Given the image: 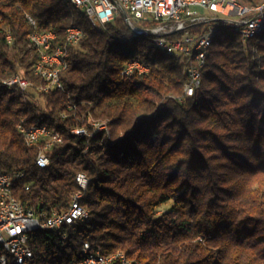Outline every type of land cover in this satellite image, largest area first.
Masks as SVG:
<instances>
[{"label": "trees", "instance_id": "16d2710c", "mask_svg": "<svg viewBox=\"0 0 264 264\" xmlns=\"http://www.w3.org/2000/svg\"><path fill=\"white\" fill-rule=\"evenodd\" d=\"M71 26L82 37L68 49L62 89L40 91L29 36L52 31V48L62 46ZM221 35L199 88L180 102L185 59L159 52L122 17L96 27L63 0H0V172H23L13 195L38 216L66 209L76 175L88 178L80 199L88 220L30 233L29 264H69L83 242L129 264H264V29L245 42ZM133 60L148 73L125 76ZM16 74L26 90L1 84ZM20 118L61 135L47 167L17 133ZM92 122L107 132L71 134L92 132Z\"/></svg>", "mask_w": 264, "mask_h": 264}, {"label": "built area", "instance_id": "2783aa9c", "mask_svg": "<svg viewBox=\"0 0 264 264\" xmlns=\"http://www.w3.org/2000/svg\"><path fill=\"white\" fill-rule=\"evenodd\" d=\"M82 11L94 19V26L101 27L112 22L116 17H122L125 24L133 32H149L158 41L161 47H171L177 54L185 59L187 73V93L181 95L179 101L192 97L195 93L194 79L197 71L203 67L202 44L204 39L213 33L216 28L231 26L241 28L247 33L257 23L264 22V12H253L237 9L231 0H75ZM198 8L208 12V15L200 14L194 9ZM33 24V21L29 19ZM203 24L201 30H191L193 25ZM52 31H36L30 34L29 39L39 52V61L33 65L35 76L43 80L40 91L49 89H62L59 74H52V67L58 64L56 54H44L48 36ZM82 37L80 28L71 29V45L75 46ZM9 35L6 40L9 42ZM192 49H200V57L189 60ZM66 66H64V69ZM149 68L135 60L126 63L123 74L130 76L148 73ZM2 83H11L17 89L24 91L29 82L16 74L12 78L2 80ZM92 132H84L76 136H91L95 132H103V128H94ZM16 131L29 148H37L35 165L45 168L49 165V155L52 147L60 144L62 140L58 132H50V129H38L34 125H28L24 118H20L16 124ZM10 176H20L23 172H0V242H6L11 258H3L0 255V264H26L33 259L28 237L30 227H40L43 230H65L75 222H81L88 215L86 208L80 204V199L87 188L88 178L82 173L83 189L76 191L74 209L52 210L49 215H36L33 210L24 206L13 195L9 184ZM25 190L28 186L25 185ZM6 206H15V214H7ZM65 230L61 234H67ZM64 243H61L63 246ZM79 251L88 252V259L74 260L69 264H108L118 262L119 256H101L99 247H93L88 242H83Z\"/></svg>", "mask_w": 264, "mask_h": 264}, {"label": "bare ground", "instance_id": "6f19581e", "mask_svg": "<svg viewBox=\"0 0 264 264\" xmlns=\"http://www.w3.org/2000/svg\"><path fill=\"white\" fill-rule=\"evenodd\" d=\"M63 1H64V3H67V4L73 6L77 9H80L82 11V8L78 4V2H76L75 0H63ZM231 3H232V5L236 6L237 9H240V10H248V11H253V12H264V3H262L258 6H254V7L242 5V4L238 3L237 0H231ZM85 15L88 17L89 21L94 25V19L89 18V15H87L86 13H85ZM76 28H78V27L71 26V27H68L66 29L65 41H64L62 46H57V47L52 48V43L55 39V34L52 32L53 34L48 36L47 45L44 47V54H56L57 55V62H58V64H54V67H52V74H59L61 71L64 70V66H67V60L66 59L68 57V49L73 47V46H70L71 45V29H76ZM263 29H264V22L257 23L254 27H252L250 30H248L247 33H244V31L241 28H233L231 26H223V27L216 28L213 31V33H211V35L208 36V39H204V41H203L202 55H203L204 64H205V60L207 58L208 49L210 48V46L214 43V41L218 38V36L221 33H235V34L239 35L241 42H245L246 40L253 38L257 34H259ZM134 34L148 36L150 42L159 50V52H161L163 54L175 55V56L181 57L174 50H172L171 47H161V45H158L157 39L154 37V35H152L149 32H137ZM9 41H10V38H9ZM199 57H200V49H192L191 53H189V60H196V58H199ZM37 61H39V52H38V60ZM134 61L135 60L129 61L127 63H132ZM204 64H203V66H204ZM185 75H186V79H185L183 86H182V95H186V93H187L186 66H185ZM10 78H12V77H10ZM200 82H201V70L197 71L196 75H195V79H194L195 92L199 88ZM2 85L6 86L8 88L14 87L13 85H11V83H2ZM91 125H93L94 128H103V132H107V127L103 123L92 122ZM34 126H36V128H38V129H49L45 125H34ZM72 131H73V133H77V134H84V132H88L85 128H75ZM50 132H55V131L50 129ZM58 137L62 140V137L59 133H58ZM18 180H20V176H10L9 177V184H14ZM75 180L79 186V189H83L82 173L77 174ZM75 202H76V192L72 195V199L69 202L67 209H74ZM6 213L7 214H15V206H6ZM87 220H88V215L81 222H85ZM37 230H43V228L30 227L29 228V234L34 232V231H37ZM68 237H69L68 234H61L60 235L61 243H65L68 240ZM0 247L2 249L3 258H11V251H8V245L6 244V242H0ZM99 251H101L100 248H99ZM101 256H108V255H104L101 252ZM117 256H119V263L120 264H129L128 260L125 258L124 254L122 252H116V253L110 254V257H117ZM84 259H88V252L79 251V258L77 260H84ZM112 263L113 262H108V264H112ZM26 264H29V262H26Z\"/></svg>", "mask_w": 264, "mask_h": 264}, {"label": "rangeland", "instance_id": "374dc122", "mask_svg": "<svg viewBox=\"0 0 264 264\" xmlns=\"http://www.w3.org/2000/svg\"><path fill=\"white\" fill-rule=\"evenodd\" d=\"M194 10L197 11V12H199L200 14L208 15V12L203 11V10H201V9L195 8ZM218 39H219V40H222V39H223V35L220 34ZM168 206H169V205H165V206L161 207L160 210H159V212L161 213L162 210H164V209L167 208ZM117 252H118V251H117ZM115 253H116V252H115ZM128 262H129V261H128Z\"/></svg>", "mask_w": 264, "mask_h": 264}]
</instances>
